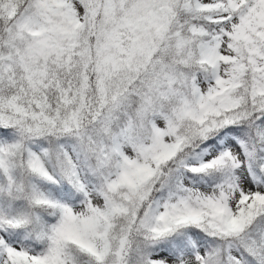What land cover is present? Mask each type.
<instances>
[{"label":"snow or ice","instance_id":"6c2138e0","mask_svg":"<svg viewBox=\"0 0 264 264\" xmlns=\"http://www.w3.org/2000/svg\"><path fill=\"white\" fill-rule=\"evenodd\" d=\"M0 264H264V0H0Z\"/></svg>","mask_w":264,"mask_h":264}]
</instances>
